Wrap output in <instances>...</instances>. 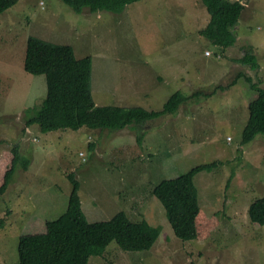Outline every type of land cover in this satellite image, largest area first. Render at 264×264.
I'll use <instances>...</instances> for the list:
<instances>
[{"label": "rangeland", "instance_id": "rangeland-1", "mask_svg": "<svg viewBox=\"0 0 264 264\" xmlns=\"http://www.w3.org/2000/svg\"><path fill=\"white\" fill-rule=\"evenodd\" d=\"M240 1L245 9L234 29L237 42L227 49L200 33L211 20L200 0H140L122 13H78L63 0H18L0 14V156L19 145L29 160L26 171L18 165L0 197V264H19L20 236L43 233L48 220L64 213L70 174L80 184L88 221L125 212L161 232L150 250L112 242L90 264H264V225L249 216L250 205L264 198V135L243 144L249 104L257 97L246 77L264 87V0ZM30 36L70 45L77 58L92 57L97 106L158 111L178 91L199 93L175 114L124 129L27 127L48 93L46 75L24 69ZM246 47L256 52L255 70L236 61ZM215 161L222 163L198 173L195 184L201 207L210 217L217 214L219 225L207 239L184 241L153 189Z\"/></svg>", "mask_w": 264, "mask_h": 264}, {"label": "trees", "instance_id": "trees-1", "mask_svg": "<svg viewBox=\"0 0 264 264\" xmlns=\"http://www.w3.org/2000/svg\"><path fill=\"white\" fill-rule=\"evenodd\" d=\"M75 12L86 8L91 12L122 13L140 0H63ZM211 20L200 33L224 49L234 46V29L240 21L245 5L240 0H200ZM18 0H0V14ZM254 48L246 47L236 61L259 67ZM24 69L33 75H46L48 93L36 113L27 120V127L39 125L43 132L83 127L89 129H124L133 123L144 124L168 114H175L192 96L178 91L165 103L162 110L148 111L142 107L97 106L91 89L92 57L77 58L70 45L54 44L35 36L28 37ZM237 75V79L243 77ZM234 81L232 85L238 81ZM257 97L249 104V119L243 130V144L264 135V87L261 81L246 77ZM28 114L30 111L28 110ZM31 115V114H30ZM143 138L139 137V141ZM222 162L196 166L173 179L162 180L153 194L164 205L175 235L184 240H204L219 225L218 215L208 216L199 203L195 176L212 170ZM28 170L19 145L0 156V197L4 196L15 176L17 167ZM72 190L66 211L55 220L46 222L44 233L20 236L19 264H90L93 256H102L112 242L128 251L150 250L160 236V229L147 221H131L120 212L110 221H88L79 194L80 184L74 174L68 176ZM9 213V211H8ZM251 221L264 225V198L255 200L249 208Z\"/></svg>", "mask_w": 264, "mask_h": 264}, {"label": "crops", "instance_id": "crops-1", "mask_svg": "<svg viewBox=\"0 0 264 264\" xmlns=\"http://www.w3.org/2000/svg\"><path fill=\"white\" fill-rule=\"evenodd\" d=\"M255 54H256V52H255ZM25 171H26V170H25ZM24 181H25V178H24V175H23V176L21 177V181H20V183H21L22 185H24ZM24 189H25V187L22 186V187H20V189L18 190L17 195L20 196V198H23V197H21V196H23L22 191H24ZM17 195H16V196H17ZM54 196H55V194H50V195H49V198L52 199ZM20 198H19V199H20ZM68 198H69V196H68ZM23 201H24V200H23ZM66 201H67V200H66ZM25 202H26V201H25ZM50 205L53 206V202H52V200H51ZM50 205H49V206H50ZM54 206H57V204L54 205ZM66 209H67V206H66V207L64 206V209H63L64 212L66 211ZM85 215H86V213H85ZM86 217H87V216H86ZM44 232H45V231H44ZM44 232H43V233H44Z\"/></svg>", "mask_w": 264, "mask_h": 264}, {"label": "clouds", "instance_id": "clouds-1", "mask_svg": "<svg viewBox=\"0 0 264 264\" xmlns=\"http://www.w3.org/2000/svg\"><path fill=\"white\" fill-rule=\"evenodd\" d=\"M206 55H210V56H211L212 54H210V52L207 51V52H206ZM45 231H46V230H45Z\"/></svg>", "mask_w": 264, "mask_h": 264}]
</instances>
